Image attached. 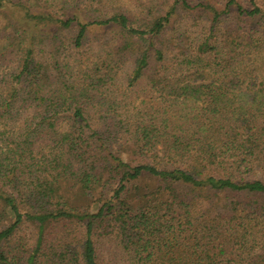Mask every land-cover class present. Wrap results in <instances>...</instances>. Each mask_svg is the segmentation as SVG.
I'll return each instance as SVG.
<instances>
[{
  "label": "trees",
  "instance_id": "16d2710c",
  "mask_svg": "<svg viewBox=\"0 0 264 264\" xmlns=\"http://www.w3.org/2000/svg\"><path fill=\"white\" fill-rule=\"evenodd\" d=\"M0 264H264V0H0Z\"/></svg>",
  "mask_w": 264,
  "mask_h": 264
}]
</instances>
